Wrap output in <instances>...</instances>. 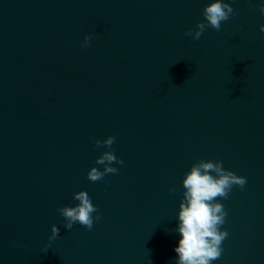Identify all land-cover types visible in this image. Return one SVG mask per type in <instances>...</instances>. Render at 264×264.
I'll return each mask as SVG.
<instances>
[{"label": "water", "instance_id": "water-1", "mask_svg": "<svg viewBox=\"0 0 264 264\" xmlns=\"http://www.w3.org/2000/svg\"><path fill=\"white\" fill-rule=\"evenodd\" d=\"M210 2L0 0V264H176L200 160L247 180L217 198L228 236L210 264H264V0H223L219 32L185 36ZM105 151L123 164L92 182ZM79 191L91 230L58 211Z\"/></svg>", "mask_w": 264, "mask_h": 264}, {"label": "clouds", "instance_id": "clouds-1", "mask_svg": "<svg viewBox=\"0 0 264 264\" xmlns=\"http://www.w3.org/2000/svg\"><path fill=\"white\" fill-rule=\"evenodd\" d=\"M259 11L264 14V4L259 6ZM234 14V9L229 3L212 0L203 8L204 21L197 22L195 30L188 29L184 35L198 40L208 27L219 32L222 22L229 20ZM260 31L264 32V25H261ZM90 41L91 36H85L82 47H88ZM114 142V136H109L103 141L94 139L97 148L111 149ZM113 163L123 164V161L118 159L113 151L103 152L96 160V164L103 165V171L92 167L87 173V178L96 182L109 173H118L119 170L112 166ZM246 183L245 177L226 170L221 161L200 160L191 166L182 181L185 191L178 213L177 231L180 239L174 248L177 254L176 264H210L221 256V245L228 232L221 231L220 226L225 223L227 213L223 204L217 202V198L227 199L233 186L243 188ZM73 198L79 201L76 206L58 209L66 221L65 228L71 229L78 223L91 230L94 223L93 213H96L95 220L101 218L98 208L86 191L75 193ZM59 231V228L53 225L49 240L57 238Z\"/></svg>", "mask_w": 264, "mask_h": 264}]
</instances>
